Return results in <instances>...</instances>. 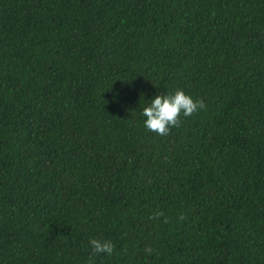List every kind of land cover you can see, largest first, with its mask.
I'll return each instance as SVG.
<instances>
[{
    "label": "trees",
    "instance_id": "obj_1",
    "mask_svg": "<svg viewBox=\"0 0 264 264\" xmlns=\"http://www.w3.org/2000/svg\"><path fill=\"white\" fill-rule=\"evenodd\" d=\"M0 264H264V0H0Z\"/></svg>",
    "mask_w": 264,
    "mask_h": 264
},
{
    "label": "clouds",
    "instance_id": "obj_2",
    "mask_svg": "<svg viewBox=\"0 0 264 264\" xmlns=\"http://www.w3.org/2000/svg\"><path fill=\"white\" fill-rule=\"evenodd\" d=\"M205 108L206 104L202 100L194 99L182 89H177L174 93L158 94L142 110V115L145 118L144 126L148 131L166 137L172 128L180 127L182 116H192ZM162 215L163 213L157 212L154 214V218ZM89 243L94 254L106 253L110 256L115 247L108 240L91 239ZM146 251L150 253L152 249L149 248Z\"/></svg>",
    "mask_w": 264,
    "mask_h": 264
}]
</instances>
